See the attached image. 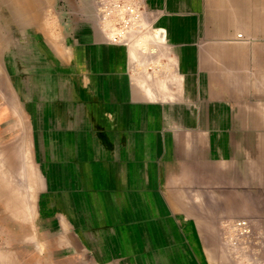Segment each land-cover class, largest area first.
Instances as JSON below:
<instances>
[{
  "label": "crops",
  "instance_id": "obj_1",
  "mask_svg": "<svg viewBox=\"0 0 264 264\" xmlns=\"http://www.w3.org/2000/svg\"><path fill=\"white\" fill-rule=\"evenodd\" d=\"M51 5L14 0L2 55L14 163L36 170L38 211L87 264H208L166 171L212 140L225 161L264 148V0H145L156 51L135 61L91 0H65L58 31Z\"/></svg>",
  "mask_w": 264,
  "mask_h": 264
},
{
  "label": "rangeland",
  "instance_id": "obj_2",
  "mask_svg": "<svg viewBox=\"0 0 264 264\" xmlns=\"http://www.w3.org/2000/svg\"><path fill=\"white\" fill-rule=\"evenodd\" d=\"M34 1L52 2L46 7L51 13L47 22L58 31L65 0ZM12 30L14 0H0V264H87L80 253L76 254V245L65 243L58 229L50 227L57 220L49 222L52 218L38 211L39 180L32 165L14 163V131L10 124L13 85L4 75L2 63L5 42ZM161 36L156 31L157 42ZM147 42L148 38L142 36L126 47L131 61L147 49L155 53V47ZM211 143L215 146L209 155L203 156L202 148L189 158L178 152L175 164L168 165L164 189L176 208L174 213L184 233L195 238L198 248L206 249L208 264H264V155L260 154L264 148L254 151L260 155L228 157L225 161L219 154L218 142ZM248 150L251 152V148ZM12 195L14 203L10 204L8 198ZM239 221L249 223L252 235H240L236 226Z\"/></svg>",
  "mask_w": 264,
  "mask_h": 264
},
{
  "label": "built area",
  "instance_id": "obj_3",
  "mask_svg": "<svg viewBox=\"0 0 264 264\" xmlns=\"http://www.w3.org/2000/svg\"><path fill=\"white\" fill-rule=\"evenodd\" d=\"M91 7L95 25L108 43L129 47L148 29L145 0H91ZM236 226L240 235H252L247 221H239Z\"/></svg>",
  "mask_w": 264,
  "mask_h": 264
},
{
  "label": "bare ground",
  "instance_id": "obj_4",
  "mask_svg": "<svg viewBox=\"0 0 264 264\" xmlns=\"http://www.w3.org/2000/svg\"><path fill=\"white\" fill-rule=\"evenodd\" d=\"M5 82H6V80H5ZM10 88H11V86H10ZM11 93V92H10ZM9 94V93H8ZM6 96V95H5ZM14 97V96H13ZM12 97V98H13ZM8 98V97H7ZM133 98V97H132ZM137 98V97H136ZM12 100H14V98L12 99ZM12 102V101H11ZM30 129V128H29ZM31 139V138H30ZM10 163V162H9ZM4 166H5V164H4ZM10 166H11V164H10ZM6 167V166H5ZM5 167H3V168H5ZM8 167V166H7ZM36 171V170H35ZM39 171V170H38ZM42 178V177H41ZM36 182V181H35ZM42 185V184H41ZM10 188V187H9ZM8 192V191H7ZM9 193V192H8ZM2 194V193H1ZM5 194V193H4ZM7 194V193H6ZM3 195V194H2ZM1 195V196H2ZM5 196V195H4ZM36 196V195H35ZM14 196L12 195V197H10V198H8V200H9V202H10V204H13L14 203V198H13ZM5 198V197H4ZM1 199V198H0ZM177 199V198H176ZM32 201V200H31ZM177 201H178V199H177ZM9 202H8V204H9ZM178 203L179 204H182V203H180L179 201H178ZM3 204V203H2ZM173 204V203H172ZM177 204V203H176ZM7 205V204H6ZM174 205V204H173ZM178 205V204H177ZM10 206V205H9ZM175 207V206H174ZM10 208V207H9ZM10 210V209H9ZM13 210V209H12ZM175 210H176V208H175ZM11 211V210H10ZM12 213L14 212V210L13 211H11ZM174 213V212H173ZM62 215V214H61ZM58 217V216H57ZM16 218V217H15ZM33 218V217H32ZM19 219V218H18ZM59 220V219H58ZM21 222V221H20ZM27 222V221H26ZM33 222V221H32ZM32 224V223H31ZM34 225L32 224V227H33ZM35 227V226H34ZM63 227V226H62ZM1 229V228H0ZM32 232H33V229H32ZM29 233V232H28ZM34 233V232H33ZM37 233V232H36ZM66 233V232H65ZM63 234V233H62ZM22 235V234H21ZM35 236H37V234L35 235ZM34 236V237H35ZM2 237V236H1ZM29 238H30V236H28ZM33 237V238H34ZM14 238V237H13ZM33 238H32V240H33ZM26 239H27V237H26ZM34 239H36V238H34ZM75 239V238H74ZM35 241H37V240H35ZM25 242H27V241H25ZM58 242V241H57ZM12 244H13V242H12ZM18 244V243H17ZM27 244V243H26ZM61 246V245H60ZM78 246V245H77ZM47 247H48V245H47ZM57 247V246H56ZM63 248V247H62ZM48 249V248H47ZM50 249V248H49ZM82 250V249H81ZM85 252V251H84ZM51 253V252H50ZM83 256V255H82ZM35 258V257H34ZM83 259H85L84 257H83ZM89 259V258H88ZM86 260V259H85ZM30 262H32V261H30ZM39 264H41V263H39Z\"/></svg>",
  "mask_w": 264,
  "mask_h": 264
}]
</instances>
